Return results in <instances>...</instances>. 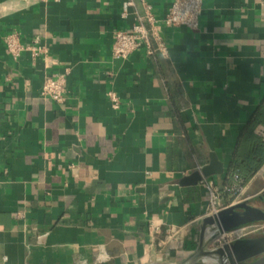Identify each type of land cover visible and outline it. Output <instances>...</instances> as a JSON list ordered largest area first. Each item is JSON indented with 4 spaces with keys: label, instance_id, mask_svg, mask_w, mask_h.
<instances>
[{
    "label": "crops",
    "instance_id": "crops-1",
    "mask_svg": "<svg viewBox=\"0 0 264 264\" xmlns=\"http://www.w3.org/2000/svg\"><path fill=\"white\" fill-rule=\"evenodd\" d=\"M173 1L0 0V264L180 263L209 215L203 181L222 208L264 210V0H203L197 29L162 27L166 56L113 57L145 4L161 20ZM9 34L47 56L13 59ZM49 74L63 105L41 96ZM212 155L223 173L183 186Z\"/></svg>",
    "mask_w": 264,
    "mask_h": 264
},
{
    "label": "built area",
    "instance_id": "built-area-1",
    "mask_svg": "<svg viewBox=\"0 0 264 264\" xmlns=\"http://www.w3.org/2000/svg\"><path fill=\"white\" fill-rule=\"evenodd\" d=\"M58 2L60 0H51ZM132 5L131 2L126 6ZM203 12V0H174L166 16L158 19L153 13L152 8L145 4L144 14L137 16V22L130 30L117 31L114 36L112 54L115 59H125L133 52L143 49L149 56L159 54L166 56L167 47L161 36L163 26L167 28L185 27L195 30L199 27L200 18ZM6 47L13 59H18L21 53L29 51L34 59L45 58L47 50L40 44L23 46L17 34L6 36ZM41 96L50 99L56 104L66 103V76L64 74H49L45 77ZM111 101L117 108V97L111 95ZM264 137V134L261 133ZM202 182V181H201ZM209 191L208 213L210 216L218 215L223 209L220 206L219 191L212 183L202 182ZM207 215V217L209 216ZM181 228L170 227L166 230V238L174 239L181 233ZM162 234V225L156 222L149 223V235L155 241ZM264 235V223H257L245 228H241L222 235L215 242H219L218 247L230 244L231 242L252 239L255 236Z\"/></svg>",
    "mask_w": 264,
    "mask_h": 264
},
{
    "label": "water",
    "instance_id": "water-1",
    "mask_svg": "<svg viewBox=\"0 0 264 264\" xmlns=\"http://www.w3.org/2000/svg\"><path fill=\"white\" fill-rule=\"evenodd\" d=\"M223 173V167L212 155L209 165L182 181L183 186H196L204 178ZM264 223V210L242 202L223 209L218 215L205 217L200 224V239L197 249L186 259L177 264H208L216 259L219 264H264V235L253 239H243L210 249V244L222 235ZM213 226L215 234L205 241V231Z\"/></svg>",
    "mask_w": 264,
    "mask_h": 264
},
{
    "label": "bare ground",
    "instance_id": "bare-ground-1",
    "mask_svg": "<svg viewBox=\"0 0 264 264\" xmlns=\"http://www.w3.org/2000/svg\"><path fill=\"white\" fill-rule=\"evenodd\" d=\"M215 229L213 226H208L205 231V241L209 240L214 234H215ZM208 264H219L216 259H211Z\"/></svg>",
    "mask_w": 264,
    "mask_h": 264
},
{
    "label": "rangeland",
    "instance_id": "rangeland-1",
    "mask_svg": "<svg viewBox=\"0 0 264 264\" xmlns=\"http://www.w3.org/2000/svg\"><path fill=\"white\" fill-rule=\"evenodd\" d=\"M217 247H218V244L215 242V240L209 246L210 249L217 248Z\"/></svg>",
    "mask_w": 264,
    "mask_h": 264
},
{
    "label": "trees",
    "instance_id": "trees-1",
    "mask_svg": "<svg viewBox=\"0 0 264 264\" xmlns=\"http://www.w3.org/2000/svg\"><path fill=\"white\" fill-rule=\"evenodd\" d=\"M261 147L260 148H262L263 149V155H262V157L264 158V140L263 141H261ZM261 156V155H260ZM236 174H238L239 173V171H236L235 172Z\"/></svg>",
    "mask_w": 264,
    "mask_h": 264
}]
</instances>
